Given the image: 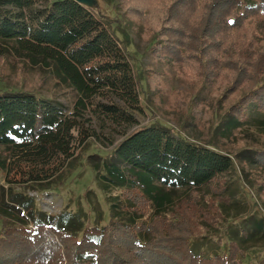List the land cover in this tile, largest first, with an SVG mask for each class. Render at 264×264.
Segmentation results:
<instances>
[{
  "label": "trees",
  "instance_id": "16d2710c",
  "mask_svg": "<svg viewBox=\"0 0 264 264\" xmlns=\"http://www.w3.org/2000/svg\"><path fill=\"white\" fill-rule=\"evenodd\" d=\"M116 4L155 35L153 57L177 65L187 81L199 78L217 109L242 91L216 119V137L255 123L262 145L243 161L160 123L125 133L142 109L130 59L102 17L75 0H0V60L24 76L46 73L74 99L66 112L38 93L0 91V264H242L243 244L264 236V217L250 230L232 223L227 251L205 234L224 220L221 208L239 201L227 178L236 159L264 174V0ZM110 125L122 138L89 162L107 224L84 227L83 210L48 214L15 191L50 187L59 167ZM254 179L264 190V179Z\"/></svg>",
  "mask_w": 264,
  "mask_h": 264
},
{
  "label": "rangeland",
  "instance_id": "374dc122",
  "mask_svg": "<svg viewBox=\"0 0 264 264\" xmlns=\"http://www.w3.org/2000/svg\"><path fill=\"white\" fill-rule=\"evenodd\" d=\"M82 2L109 25L130 59L142 111L137 114L138 124L125 130V133L138 126L160 123L189 140L223 150L229 148L238 153L241 160H250L247 158L251 154L250 149H257L262 145L255 123L243 126L241 132L234 131L226 139L216 137L218 128L213 130L223 109L230 103H235L242 91H236L228 101L219 104L217 109V96L205 89L199 78L187 81L177 65L153 57L151 46L156 41L155 35L140 21L130 18L117 6L116 0ZM259 34L264 42V29ZM44 74L46 73L37 74V71L31 69L24 76L23 70L17 65L12 67L0 60V91L23 89L38 93L52 101H58L66 112L71 111L74 103L71 94L57 87L53 78L45 77ZM119 130L121 129H114L110 125L103 132L97 131L98 136L86 141L71 166L68 164L59 167L49 180L50 187L46 186L48 188L45 189L43 185L42 189L36 190L34 183H23L26 188L17 187L15 191L34 197L40 209L48 214H58L63 209L83 210L86 215L83 218L84 227L97 223L107 224L109 207L105 191L99 186L96 173L89 162L108 156L123 136ZM241 167L236 159L235 170L227 176L235 187L233 196L239 201L232 207L221 208L224 220L216 228H207L205 234V240L212 241L211 246L214 248L218 245L216 241L220 239L221 251H227V231L232 223H241L250 230L260 217H264V190L254 181V176L264 179V174L254 168V164L250 167L243 166L244 170ZM1 183L5 185L3 180ZM242 218L244 219L240 221ZM259 235L256 240L243 244L245 255L242 264H260V259L264 258V236L261 233Z\"/></svg>",
  "mask_w": 264,
  "mask_h": 264
},
{
  "label": "water",
  "instance_id": "95a60500",
  "mask_svg": "<svg viewBox=\"0 0 264 264\" xmlns=\"http://www.w3.org/2000/svg\"><path fill=\"white\" fill-rule=\"evenodd\" d=\"M75 1L78 2L79 4L83 5V6L87 7V6L82 2V0H75ZM88 8H89V7H88Z\"/></svg>",
  "mask_w": 264,
  "mask_h": 264
}]
</instances>
